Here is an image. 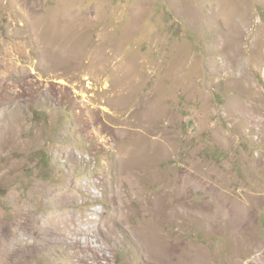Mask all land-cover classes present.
<instances>
[{
    "label": "rangeland",
    "instance_id": "obj_1",
    "mask_svg": "<svg viewBox=\"0 0 264 264\" xmlns=\"http://www.w3.org/2000/svg\"><path fill=\"white\" fill-rule=\"evenodd\" d=\"M261 119L264 0H0V264H256Z\"/></svg>",
    "mask_w": 264,
    "mask_h": 264
},
{
    "label": "bare ground",
    "instance_id": "obj_2",
    "mask_svg": "<svg viewBox=\"0 0 264 264\" xmlns=\"http://www.w3.org/2000/svg\"><path fill=\"white\" fill-rule=\"evenodd\" d=\"M227 60H226V65H225V67H226L225 71H227V74L230 77L235 79L236 72L242 66L241 59H237V60H240L241 63L239 62V63H236V64L234 62H233L234 64L232 63V58H231V60H229V59H227ZM233 60H235V59H233ZM228 108H229V112L233 113L235 111L236 114H238V115L245 110L244 105L241 104L235 98L231 100ZM254 115H256V114L254 113L253 116ZM257 124H258V126L260 128H262L261 130L264 129V120L263 119L259 120L257 122ZM212 195H213V200H214V203H215V208L217 209V211H219L220 213H224V214L228 215V224L231 226L232 232H234V233L240 232L242 230V228L247 226L248 223L252 222L251 221V216H249V214H248V212H247V210L245 208V204H243L242 202H239L237 199L231 200L230 197L227 194L223 193L220 189H218L216 187H214L212 189ZM224 214H221V215H223V217H224ZM257 249H258V251L260 253V257L257 260L256 264H264V247L257 245Z\"/></svg>",
    "mask_w": 264,
    "mask_h": 264
}]
</instances>
